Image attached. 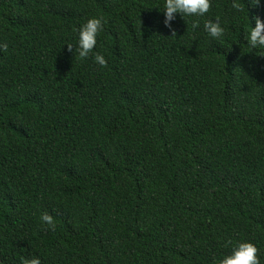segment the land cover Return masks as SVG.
Instances as JSON below:
<instances>
[{"label": "trees", "instance_id": "16d2710c", "mask_svg": "<svg viewBox=\"0 0 264 264\" xmlns=\"http://www.w3.org/2000/svg\"><path fill=\"white\" fill-rule=\"evenodd\" d=\"M155 2L0 0V264H264V55L228 0L219 39ZM92 15L103 67L64 44Z\"/></svg>", "mask_w": 264, "mask_h": 264}, {"label": "clouds", "instance_id": "9594fccd", "mask_svg": "<svg viewBox=\"0 0 264 264\" xmlns=\"http://www.w3.org/2000/svg\"><path fill=\"white\" fill-rule=\"evenodd\" d=\"M261 0H228L227 9L229 10L231 20L240 23L246 21L243 32L244 40L249 50H257L259 54L264 55V21L259 16L253 15L251 22L248 16V7L259 5ZM149 7H155L162 11L163 19L161 23L169 29V36H176L172 22L177 14L185 21L189 20L190 28L193 31L202 30L208 37L219 39L225 35L227 29L232 25L228 19L221 15L213 14L206 17L211 7V0H156ZM106 20L101 15H92L86 17L83 22L74 26L75 43L66 42L67 49L79 59H86L91 55L93 62L101 67L105 66L107 61L105 56L94 51L97 45V37L103 31ZM7 45L0 44V48ZM39 221L49 226L55 227L54 218L48 212H41ZM258 249L254 243L248 240H237L231 244L230 251L222 253L219 257H213V264H260L257 255ZM21 264H41L39 256H29L21 258Z\"/></svg>", "mask_w": 264, "mask_h": 264}]
</instances>
